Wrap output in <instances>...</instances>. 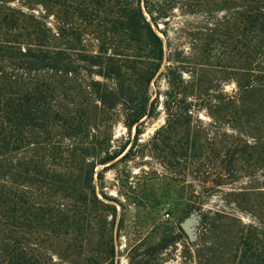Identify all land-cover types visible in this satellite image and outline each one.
Wrapping results in <instances>:
<instances>
[{"label": "rangeland", "instance_id": "1", "mask_svg": "<svg viewBox=\"0 0 264 264\" xmlns=\"http://www.w3.org/2000/svg\"><path fill=\"white\" fill-rule=\"evenodd\" d=\"M71 1L0 0V100L46 82L54 111L83 113L77 131L58 118L0 156V184L41 208L7 227L0 219V264L7 235L47 264H238L243 237L264 242V97L234 98L243 63L216 41L245 4L176 8L170 51L156 29L161 75L146 83L150 58L127 53L110 24L85 22ZM60 51L64 67L40 61ZM141 101L146 115L128 128ZM45 208L67 219L48 228Z\"/></svg>", "mask_w": 264, "mask_h": 264}, {"label": "trees", "instance_id": "2", "mask_svg": "<svg viewBox=\"0 0 264 264\" xmlns=\"http://www.w3.org/2000/svg\"><path fill=\"white\" fill-rule=\"evenodd\" d=\"M189 1L196 0H72L80 12L82 19L89 24L94 22L110 24L113 33L123 40V47L127 53L147 55L150 58L148 68L140 78L143 82L149 81L159 73L164 57L163 39L157 34L159 24L162 23L166 30H160L166 39L167 48L171 50L169 27L171 17L176 8L188 6ZM241 1L245 4L242 12L231 14L230 21L224 19L222 41H216L222 46L232 61L242 62L239 68L240 79L236 80L238 95L254 100L256 95L264 97V0H217L220 7L227 8L228 4ZM215 41H212L214 43ZM215 42V43H216ZM133 44V45H131ZM209 47V46H208ZM42 55L40 60L46 67L59 69L65 62V52L52 53V56ZM128 56V55H126ZM255 64V65H254ZM64 65V64H63ZM161 75L160 73L158 76ZM239 96V97H238ZM55 97V88L46 83H40L22 94L2 97L0 100V156L20 151L28 145L25 129L43 127L60 120L77 131L78 124L82 123L83 113L76 112L73 117H64L52 109L51 101ZM105 96H101L104 101ZM126 125L130 128L146 115L143 101L135 106L130 105ZM249 114L251 109L242 110ZM63 117V118H61ZM58 118L60 120H58ZM114 158H105L99 163L104 164ZM23 192H15L4 184H0V219L2 225L10 226L15 221L16 213H36L32 205H28ZM24 205H27L26 210ZM264 206V202H263ZM41 219L51 228L55 222L67 219L66 213L54 208L42 209ZM36 215V214H35ZM72 218V217H71ZM27 221V220H26ZM67 222V221H66ZM26 227V224L23 223ZM67 225V224H66ZM52 229V228H51ZM53 229H56L53 227ZM52 233H56L54 230ZM68 234V233H67ZM1 251L7 257L4 264H47L35 252L29 250L21 242L4 236ZM243 253L238 264H264V242L251 234L242 238Z\"/></svg>", "mask_w": 264, "mask_h": 264}, {"label": "water", "instance_id": "3", "mask_svg": "<svg viewBox=\"0 0 264 264\" xmlns=\"http://www.w3.org/2000/svg\"><path fill=\"white\" fill-rule=\"evenodd\" d=\"M194 220H187L185 223L182 224L183 231L187 234L189 238H193L194 236Z\"/></svg>", "mask_w": 264, "mask_h": 264}]
</instances>
